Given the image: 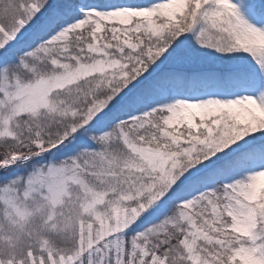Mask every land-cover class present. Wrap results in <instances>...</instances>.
<instances>
[{
	"label": "snow or ice",
	"instance_id": "obj_1",
	"mask_svg": "<svg viewBox=\"0 0 264 264\" xmlns=\"http://www.w3.org/2000/svg\"><path fill=\"white\" fill-rule=\"evenodd\" d=\"M0 264H264V0H0Z\"/></svg>",
	"mask_w": 264,
	"mask_h": 264
}]
</instances>
